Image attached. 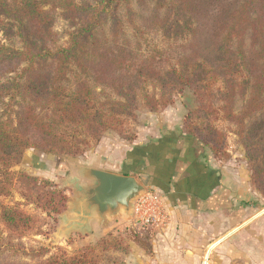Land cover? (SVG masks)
Segmentation results:
<instances>
[{
  "label": "trees",
  "instance_id": "1",
  "mask_svg": "<svg viewBox=\"0 0 264 264\" xmlns=\"http://www.w3.org/2000/svg\"><path fill=\"white\" fill-rule=\"evenodd\" d=\"M133 3L0 0V32L20 43L17 47L0 39V105L6 109L0 115V196L11 195L19 184L26 202L48 215L63 213L68 208L66 194L38 186L39 178L12 170L28 149L82 155L106 131L124 133L127 119L136 115L140 95L147 107L158 110L173 101L175 92L189 89L196 108L184 118L185 141L227 159V134L215 123L222 119L234 124L251 184L264 198V0H235L221 7L218 0H154L145 26L169 41L183 40L194 52L173 62L161 49L143 52L139 42L131 43L128 28L144 32L135 22ZM56 11L74 27L63 47L51 46ZM209 13L214 17L206 26L203 18ZM202 33H207V40H200ZM165 62L168 67L162 66ZM103 87H110L114 96L103 99ZM168 141L157 145L164 150ZM142 156L140 163L151 166ZM1 218L20 235L38 221L19 203L2 205ZM135 240L151 252L149 243L138 236ZM88 252L69 254L59 248L38 264H92ZM46 253L43 246L35 252L41 257Z\"/></svg>",
  "mask_w": 264,
  "mask_h": 264
},
{
  "label": "rangeland",
  "instance_id": "2",
  "mask_svg": "<svg viewBox=\"0 0 264 264\" xmlns=\"http://www.w3.org/2000/svg\"><path fill=\"white\" fill-rule=\"evenodd\" d=\"M133 1L134 10L137 13L135 22L141 26V30H144V32L140 33L137 28H128L127 36L131 43L135 44L139 42L143 52H150L153 48L161 49L164 51L163 55L166 60L172 62L183 54L194 53L192 49L187 50L188 46L186 48L183 40L177 42L169 41L159 31L145 26V17L152 13L154 0ZM233 1L235 0H218V6L221 7ZM54 16L53 30L55 36L51 46L63 47L67 45L69 34L73 31L74 27L59 14V11H56ZM213 17L214 14L209 13L203 18V23L206 26H210ZM207 33L200 34V40L202 38L207 40ZM0 39L7 45L20 46L17 38L5 39L2 32H0ZM204 46L205 43L201 44L199 51H202ZM162 66L168 67L169 64L165 62ZM11 76H15V74ZM71 79L72 81L74 80L73 77ZM101 88L98 86L96 90L100 91ZM103 88L105 89L104 94H102L103 99L107 96H114L110 87ZM148 90L151 91V88ZM12 105L15 109L20 108V105L16 102H13ZM195 108L196 102L189 89H185L183 92H175L173 101L158 110H151L147 107L142 94L139 97V106L135 111L136 115L127 119L124 133L121 134L114 130L106 131L99 141H92L90 148L82 155L73 157L48 153L38 148L28 149L25 152L23 160L15 165L12 170L15 172L24 171L31 176L39 178L38 186H51L50 188L54 191L66 194L68 196V208L61 214L48 215L42 209L36 207L35 204L26 202L22 194V185L19 184L12 188L11 195L0 196V264H38L43 259L58 253L59 248L66 250L69 254L85 253L86 249H88V259L92 264L147 263V260L153 257L150 253L154 249L165 247L166 244L170 243L171 235L168 234L169 236L166 238V233L168 231H172L173 233L179 231L178 225H170L169 223L167 230H164L168 223L167 220H165L164 224L158 226H154L153 223L144 222L141 219L143 215L145 216V210L143 209L132 216H128L122 212L119 216L110 218L108 223L101 222V225L93 224L92 226L89 224L87 230H82L77 227L76 222H71V219L69 220L72 216L69 211L71 207L70 201L77 197L78 186L90 184L91 181L83 175L84 169L87 167H95V165L99 164L109 167L112 165L110 163L117 164L121 159H124L122 169L120 168V171H124V168L133 162L138 165L141 161L140 157H143L142 153L150 159V163L155 165L154 163L156 160H159L161 154V146L157 145L158 141L161 140H170V142L168 141L169 144L165 147L167 149L172 147L174 152L170 156L174 155L177 157L180 152L177 151L178 149H183L186 144L190 145L193 143L185 141L182 127L187 113L190 110H195ZM3 113H6V109L1 104L0 115H3ZM215 124L227 134L229 157L227 159H220L211 154L222 165L228 166L226 168L229 171H236V176L240 178L241 182H238L239 186H248L250 188L246 197L243 195V202L237 203L235 208L231 212L227 211L226 214L231 215L233 213L235 215L240 209H243L246 214L252 213V211H255L253 209H257L258 207L255 206L257 204L256 199L251 195L258 196L259 199L263 197L262 195L261 197L258 195L260 192L251 184L250 169L247 164L244 147L235 133L236 126L222 119L216 121ZM165 137L167 139H164ZM154 148L160 149L155 150ZM169 152L167 150L166 153ZM129 160L130 162L126 163ZM106 162H109V164ZM132 165H129L130 168L133 167ZM133 170L134 168L128 170V173L136 176L147 187L145 195L149 194L154 197V201L151 202L150 206L163 207L161 215L167 216L169 206L166 204V201L167 199L169 200L168 196L151 188L147 179V176L150 177V172L154 169H150V165H146L142 161L140 168L137 171ZM44 180L49 181V183H44ZM228 182L232 181L229 180ZM18 203L26 212L36 216L38 219L36 227L22 235L13 232L4 224L1 218L2 205H15ZM64 213L65 215H63ZM136 236L141 238L142 242L150 244L151 252L135 240ZM224 240L211 250L210 256L207 259L210 261V264H264V253L256 258L252 257L243 260L235 257V254L229 253L230 244L234 247L236 242L232 240L231 243L228 241L223 244ZM241 241L243 240L238 238L237 243L239 244ZM42 246L47 249V253L41 257L36 255L35 252ZM206 249L204 248L203 255ZM203 255L199 264H205L206 256L203 257ZM174 259L175 262L180 263L182 258L178 254L174 256Z\"/></svg>",
  "mask_w": 264,
  "mask_h": 264
},
{
  "label": "crops",
  "instance_id": "3",
  "mask_svg": "<svg viewBox=\"0 0 264 264\" xmlns=\"http://www.w3.org/2000/svg\"><path fill=\"white\" fill-rule=\"evenodd\" d=\"M166 149H161L159 160H156L155 165L151 164L150 169L154 170L147 179L151 188L168 196L170 200L166 201L169 210L164 230H167L169 223L178 225L180 230L175 233L168 231L166 238L168 234L171 235L170 243L154 249V253H150L153 257L145 264H199L204 248H207L203 255L206 256L205 264H210L207 259L211 250L224 239L223 244L228 241L231 243L232 240L236 242L234 247L230 244L229 251L235 257L247 260L261 256L264 253V199L252 194L257 201V204L254 203L258 207L253 209L255 211L246 214L240 209L235 215H227V211L231 212L237 203L243 202V195L246 197L250 189L238 185L240 178L236 176V171H229L226 168L228 166L218 162L208 149H202L194 142L185 145L177 157L170 156L174 151L166 153ZM123 160L117 164L110 163L112 165L109 167L99 164L94 168L119 174L140 168L139 164L133 162V165L129 164L132 168L128 165L124 171H120ZM258 195L261 197V194ZM69 211L72 215L69 220L76 222L72 206ZM89 224L101 225V221L94 216ZM238 238L243 240L239 244ZM178 254L182 258L180 263L174 259Z\"/></svg>",
  "mask_w": 264,
  "mask_h": 264
},
{
  "label": "water",
  "instance_id": "4",
  "mask_svg": "<svg viewBox=\"0 0 264 264\" xmlns=\"http://www.w3.org/2000/svg\"><path fill=\"white\" fill-rule=\"evenodd\" d=\"M83 175L91 182L78 186L77 197L70 201L77 227L82 230L89 228L94 216L106 223L122 212L134 215L136 202L147 192V187L136 176L127 173L87 167Z\"/></svg>",
  "mask_w": 264,
  "mask_h": 264
},
{
  "label": "built area",
  "instance_id": "5",
  "mask_svg": "<svg viewBox=\"0 0 264 264\" xmlns=\"http://www.w3.org/2000/svg\"><path fill=\"white\" fill-rule=\"evenodd\" d=\"M153 201H154V197L149 194L141 197V199L136 202L135 213L144 209L145 216L143 215L141 218L144 222L153 223L154 226L162 225L165 223L167 216L161 215V210L163 209V207L159 208V207H152L153 205L150 206L151 202Z\"/></svg>",
  "mask_w": 264,
  "mask_h": 264
}]
</instances>
